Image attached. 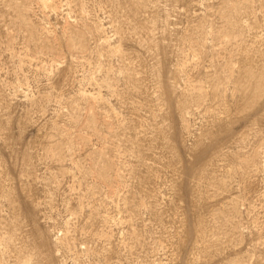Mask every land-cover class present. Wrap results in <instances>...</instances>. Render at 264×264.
<instances>
[{
	"label": "rangeland",
	"instance_id": "374dc122",
	"mask_svg": "<svg viewBox=\"0 0 264 264\" xmlns=\"http://www.w3.org/2000/svg\"><path fill=\"white\" fill-rule=\"evenodd\" d=\"M0 264H264V0H0Z\"/></svg>",
	"mask_w": 264,
	"mask_h": 264
},
{
	"label": "bare ground",
	"instance_id": "6f19581e",
	"mask_svg": "<svg viewBox=\"0 0 264 264\" xmlns=\"http://www.w3.org/2000/svg\"><path fill=\"white\" fill-rule=\"evenodd\" d=\"M46 1V0H43V2Z\"/></svg>",
	"mask_w": 264,
	"mask_h": 264
}]
</instances>
